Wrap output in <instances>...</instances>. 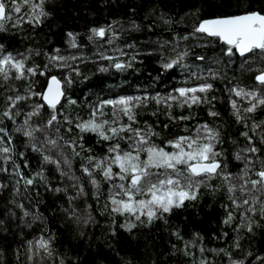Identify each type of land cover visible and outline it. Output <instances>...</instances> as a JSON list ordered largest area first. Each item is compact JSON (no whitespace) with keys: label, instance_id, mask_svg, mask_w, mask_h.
<instances>
[{"label":"snow or ice","instance_id":"6c2138e0","mask_svg":"<svg viewBox=\"0 0 264 264\" xmlns=\"http://www.w3.org/2000/svg\"><path fill=\"white\" fill-rule=\"evenodd\" d=\"M46 2L47 0H0V32L9 31L6 27L9 23L12 29L21 32L23 24H29L33 29L40 26L51 16V12L45 7ZM149 12L165 25L173 23L163 11L156 15L155 7ZM186 15L195 17L191 31L184 35L176 34L171 40L161 41L156 48L143 52L146 55L159 53L157 79L161 73L172 74L179 69L183 73L180 86H173L170 92L164 94L145 92L140 95L97 97L86 105V117L65 111L69 106L77 105V101L67 94V90L77 79H89L80 65L91 58L80 52L81 45L77 40L79 33H66L67 49H75V53L68 50L62 52L59 47L51 52L31 47L13 52L7 50L4 43H0V80L8 85L5 92L11 93L4 96L0 110V160L5 165L11 163V175L15 178L14 195L21 194L23 185L25 199L31 204L28 208L22 201H11L20 211V224L28 228L37 223L42 225L39 235L24 241L28 264H77V258L57 253L54 247L56 236L47 227L46 217L39 210V201H31L30 189H34L39 183L47 191L63 193L68 206L62 207V211L82 236L84 228L96 221L90 204L83 208L75 204L80 197L87 196L81 176L91 186V195L101 209L100 215L107 214L112 235L116 234L114 225L117 216L123 218L119 227L128 232L138 226H149L156 220L167 224V216L173 209L183 207L186 201L197 200L202 187L212 193L221 189L224 191L228 202L221 205L225 209L221 224L231 227L234 221H238L232 229L235 236L231 247L241 248L242 231L251 234L256 228L262 227L264 155L261 153L264 151V120L257 121L252 114L258 108H264V67L257 69L255 84L237 83L225 88L229 93L230 115L237 124L243 126L240 136L246 141L240 146L229 137L230 142L236 145L232 157L241 164L237 172H231L228 170L223 147L224 136L220 130L222 125L218 121H197V113L193 111L194 106L208 105L207 115L220 117L221 114L212 105L217 97H209L208 92L214 87L210 81L223 79V75L218 69L189 64L187 61L190 56H195L197 61L205 60L203 54L193 51L194 47H208L214 42H222V57L231 58L236 54L246 57L248 54L245 63L251 65L259 58L260 63L264 64V10H244L236 14L200 18L199 9L195 8ZM183 19L181 17V22ZM140 27L135 20L128 22L127 29L122 22L113 20L107 25L91 27L87 40L98 44L96 38L103 40L107 37L106 43L112 46L122 32L128 29L139 30ZM148 27L151 28V25ZM189 39L197 43H181ZM201 40L204 42L199 43ZM101 47L102 45L97 48L94 55L99 60L108 61V64H98V72H108L111 68L123 72L132 68L134 63H142L138 60L142 50H138L135 44L126 43L123 48L116 45L105 50H100ZM124 48L130 51H124ZM109 51L112 54H107ZM41 55L44 57L43 64L33 59L34 56ZM221 62V59L213 60L214 64ZM53 70H62V78L58 79L51 74ZM248 70L251 71V67ZM38 76L45 77L46 88L37 87L38 80L34 78ZM193 80L197 83H190ZM12 81H23V91L11 84ZM150 102L155 104V108L148 114L157 117L155 123L139 119V110L147 108ZM25 108L28 110L25 111ZM174 109L180 111L174 114ZM184 109L188 110L187 113L183 112ZM159 115H163L167 121L162 126L158 120ZM20 117L23 118L17 123ZM6 121L12 123L11 132ZM192 121L195 122L188 123ZM178 123L181 125L180 130L167 136L158 130L162 127L166 131L170 125ZM13 133L26 138L25 147L40 157L39 168L30 175H25L21 165L13 158L14 155L24 157V152L16 153ZM86 136L96 137L95 144L103 147L100 154L94 152L93 146L86 147ZM77 157L81 161V175H77L73 168V161ZM46 165L52 166V172L58 174L63 187L60 184L52 185L46 174ZM23 166L27 168L28 161L25 160ZM0 172L7 174L9 168L0 166ZM214 178H218L220 183L212 185L210 181ZM65 179L67 183H64ZM105 184L106 192L102 187ZM2 187L5 185L0 184V188ZM35 195L39 197L38 190ZM102 198L104 202L101 206ZM9 215L15 217L16 213L9 209ZM257 215L260 220L256 219ZM3 224L4 221L0 220V226ZM172 234L183 241L181 251L185 256L193 258L192 264H215L203 255L205 248L203 237L199 233H193L190 240H184L178 229ZM227 235L228 232H222L221 238ZM197 240L200 241L199 244ZM172 247L176 248L175 245ZM193 248L198 249L199 259L191 250ZM209 251L223 253L227 257L226 264H245V258L253 256L248 250L243 251V258H233L232 253L225 248H213ZM17 254L19 256V249ZM124 264L131 262L125 261ZM254 264H264V255H256Z\"/></svg>","mask_w":264,"mask_h":264},{"label":"trees","instance_id":"16d2710c","mask_svg":"<svg viewBox=\"0 0 264 264\" xmlns=\"http://www.w3.org/2000/svg\"><path fill=\"white\" fill-rule=\"evenodd\" d=\"M45 7L51 12V16L45 19L43 24L35 29L29 24H23L21 26L23 31L21 32L12 29L11 23H9L6 25L9 31L0 32V43H4L6 49L13 52L24 51L29 47L49 52L59 47L64 52V50H68L65 43L66 33L68 31L79 33L77 40L81 45L80 52L91 58L80 65L82 71L89 75V79H77L67 90V94L77 101V105L69 106L65 111H72L73 114L79 113L86 117L88 112L86 105L95 101L97 97L108 98L118 94L140 95L145 92L164 94L170 92L173 86H180L183 73L179 69L172 74L161 73L160 78L157 79L159 53L154 52L152 55H146L143 52L147 49L156 48L161 41L171 40L176 34L184 35L191 31V24L195 17L186 15L191 10L198 8L200 18H208L214 15L236 14L244 10H264V0H47ZM153 7L157 10L156 15L163 11L173 20V23L165 25L156 19L155 15L149 12ZM133 9H135L134 12ZM181 17L184 18L182 22ZM113 20L122 22L126 29L130 20H135L141 27L139 30L128 29L122 32L112 46L106 43L107 37L103 40L96 38L98 44H93L87 40L91 27L107 25ZM149 25L151 28L148 27ZM203 42V40L199 41V43ZM126 43L135 44L138 50H142V54L138 57L142 63H134L132 68L123 72L114 68L103 73L96 70L98 64H108V61L99 60L94 55L100 45H102L100 50H105L116 45L123 48ZM181 43L195 44L197 41L189 39ZM221 44L222 42H214L208 47H194L193 51L197 54H203L205 60L203 62L197 61L195 56H190L187 61L189 64L218 69L223 75V79L218 78L210 81L214 87L208 92L209 97H217L216 100L212 101V105H214V110L221 115L218 118L209 117L207 115L208 105L194 106L193 111L197 113V121H208L209 123L218 121L222 125L220 130L224 136L223 147L227 156L228 170L237 172L241 164L232 157L236 145L230 142L229 137L236 140L240 146H243L246 141L240 136V132L244 130L243 126L237 124L230 115L229 93L225 91V88L237 83L241 85L255 84L254 76L258 74L257 69L264 67V64L260 63L259 58L251 65L245 63L247 55L246 57H240L238 54L231 58L222 57ZM123 50L130 51L127 48ZM68 51L76 52L75 49ZM165 51L167 52V50ZM107 54L112 53L109 51ZM33 59L40 64L44 63L43 55L34 56ZM216 59H221L222 62L214 64L213 60ZM249 67H251V71L248 70ZM51 74L56 75L59 79L62 78V70H53ZM47 75L48 73L45 74V76ZM34 79L38 80V88L41 86L46 88L45 77L38 76ZM10 83L23 91V81ZM190 83L194 84L197 81L193 80ZM7 87L8 85L0 80V110H2L4 96L11 94L5 92ZM154 108L155 104L152 102L148 104L147 108H141L139 119L155 123L157 117L148 114ZM24 110L27 111L28 109L25 108ZM179 111L174 109V114ZM187 111V109L183 110L184 113ZM252 115L253 119L257 121L264 120V108H258ZM22 118H18L17 123ZM158 120L161 126L167 122L163 115H159ZM250 123L251 121H249ZM6 124L11 132V121H6ZM180 128L181 125L178 123L175 126L170 125L166 131L162 130V127L158 130H161L162 135L167 136L169 133L178 132ZM61 131L63 132V128ZM25 139L21 134L13 133L16 153L24 152L23 158L19 155H14L13 158L21 165L24 174L30 175L39 168L40 157L30 148L25 147ZM85 140L86 147L93 146L96 154L103 151L102 146L95 144V136H86ZM257 146L260 147L258 142ZM261 154L264 155V151ZM25 160L28 161L27 168L23 166ZM80 163L78 157L73 161V168L77 175H81L79 172ZM0 166L9 168L7 174L0 172V184L5 185V187L0 188V220L4 221V224L0 226V264H28L24 253V241L31 239L34 235H39L42 225L37 223L28 228L20 224V211L15 208L11 201H22L28 208L31 207V204L28 199H25L26 194L23 192V185H21V194L14 195L13 193L15 178L11 175V163L5 165L0 160ZM45 167L52 185L60 184L63 187L64 184L61 183L58 174L52 172V166L46 165ZM81 179L84 182L87 196L80 197L75 201V204L79 208L90 204L96 221L95 224H90L84 228V235L82 236L78 234L72 220L67 219L62 211V207L68 206L63 193L47 191L39 183L34 189H30L31 201L33 203L39 201V210L46 217L47 227L56 236L54 247L57 253L62 256L77 258V264H124L125 261H130L131 264H192L193 258L185 256L181 251L184 247L183 241L172 234L177 229L184 240H190L193 238V233H199L203 237L205 248L203 255L209 261H214L215 264H226L227 257L223 253H213L209 249L225 248L232 253L233 258H243L244 250L251 251L253 256L245 258V264H254L256 255H264V221H260L262 227L256 228L254 233L242 231L240 249L231 247L235 236L232 229L238 221H234L231 227L221 224L225 215V209L221 205L228 202L225 199L223 189L212 193L209 189L202 187L200 189L201 195L197 200L186 201L183 207L173 209L172 213L167 216V224L161 220H156L149 226H138L128 232L119 227L123 218L117 216L114 225L116 234L112 235L109 230L110 220L107 214L100 215L101 209L97 207V202L91 195V186L88 185L85 177L81 176ZM64 183H67L66 179ZM210 183L215 185L220 181L218 178H214ZM102 187L106 192L107 185ZM36 190L39 191L38 198L35 195ZM71 191L70 189L69 192L71 193ZM103 202L102 198L101 206ZM9 209L16 213L15 217L9 215ZM256 219L260 220L258 215ZM222 232H228V235L221 238ZM196 242L197 244L200 243L199 240ZM172 245H175L176 248L173 249ZM17 249H19V256ZM191 250L199 259L198 249L193 248Z\"/></svg>","mask_w":264,"mask_h":264},{"label":"water","instance_id":"95a60500","mask_svg":"<svg viewBox=\"0 0 264 264\" xmlns=\"http://www.w3.org/2000/svg\"><path fill=\"white\" fill-rule=\"evenodd\" d=\"M239 55V54H238ZM246 55H248V54H246ZM59 79V78H58ZM47 87V86H46ZM62 88H64V85L62 84ZM63 101V100H62Z\"/></svg>","mask_w":264,"mask_h":264}]
</instances>
